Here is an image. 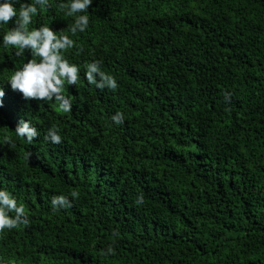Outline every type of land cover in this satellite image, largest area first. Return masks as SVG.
Returning <instances> with one entry per match:
<instances>
[{"label":"trees","instance_id":"obj_1","mask_svg":"<svg viewBox=\"0 0 264 264\" xmlns=\"http://www.w3.org/2000/svg\"><path fill=\"white\" fill-rule=\"evenodd\" d=\"M68 3L29 25L76 42L67 113L11 90L31 57L2 46L0 24V189L30 221L0 232V264H264V0H93L75 35ZM96 60L116 91L86 81ZM53 127L61 144L44 139ZM61 195L71 207L53 209Z\"/></svg>","mask_w":264,"mask_h":264},{"label":"clouds","instance_id":"obj_2","mask_svg":"<svg viewBox=\"0 0 264 264\" xmlns=\"http://www.w3.org/2000/svg\"><path fill=\"white\" fill-rule=\"evenodd\" d=\"M93 0H70L68 4H60L59 8L65 11L67 16H76L74 24L70 27V32L75 35L77 32H84L89 25L88 9L92 6ZM19 5L17 10L16 5ZM50 7L49 0H32L31 3L24 0H2L0 2V24H11L12 26L3 34L2 46L15 49V55L22 57L27 52L30 55L23 66L16 70L7 80L11 90L21 94L26 101L49 102L53 99L58 102L59 108L64 112L72 110L71 101L64 96L63 89L65 83L69 86H76L80 79V67L75 63H70L65 57V53L77 47L76 42L62 32L57 34L51 27L41 25L37 28H29L33 22V17L41 11ZM83 51L82 47L77 49V55ZM101 61H93L85 65V79L90 85H95L98 89L108 88L116 91L117 80L114 76L105 73L100 68ZM5 92L0 87V108L3 107V97ZM229 99V95H225ZM116 124H122L124 117L122 113L112 116ZM17 136L25 138L31 144L37 137V130L28 121L20 120L15 128ZM45 140L53 144H61L62 138L57 128L53 127L47 131ZM5 144H11L9 137H4ZM31 154L29 153V157ZM73 198H78L79 193L73 191ZM53 209L57 207H71V202L67 197L54 196L51 201ZM137 205L144 203L141 194L135 201ZM30 221L25 212L23 203H18L17 199L7 190L0 189V232L5 229H17L21 226H29ZM113 236H118L114 231ZM105 256L114 255L112 245H109Z\"/></svg>","mask_w":264,"mask_h":264}]
</instances>
